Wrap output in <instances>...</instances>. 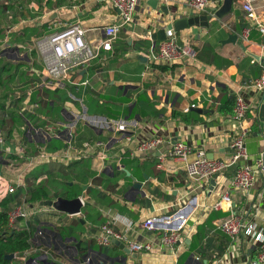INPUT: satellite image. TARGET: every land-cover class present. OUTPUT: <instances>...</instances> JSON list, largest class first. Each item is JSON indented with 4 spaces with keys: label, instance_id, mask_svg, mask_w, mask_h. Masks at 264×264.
<instances>
[{
    "label": "crops",
    "instance_id": "0c3cea01",
    "mask_svg": "<svg viewBox=\"0 0 264 264\" xmlns=\"http://www.w3.org/2000/svg\"><path fill=\"white\" fill-rule=\"evenodd\" d=\"M148 1L139 0L134 21L121 29L112 42V50L101 49L98 58L74 73L72 82L62 83L56 91L44 88L33 90L32 99L40 102L42 108L45 101H49L48 111L53 110L54 105L69 113L81 111L80 101L88 113L96 112L98 105L120 108L135 106L131 119L138 121L139 126L134 133L135 141L130 144L125 140L127 134L102 131L89 124L78 123L77 136L73 140L78 148L87 142L103 141L110 150L111 156L99 176L94 171L97 163V150L94 147L91 154H88L89 150H84L88 158L70 165L44 163L34 168L33 175L37 172L49 178L50 189L55 191L50 201H56L55 195L71 200L69 196L76 194V197L84 198L85 207L80 216L69 218V213L60 212L54 207L43 206L39 209L35 204H28L29 210L41 212L19 223V230L29 228L32 235V248L20 256L19 264H251L257 259V245L252 238L232 239L219 230V224L230 213L229 204L219 211L214 209V205L228 192L232 198V211L254 221L258 230L264 231V175L257 177L250 191L232 185L235 167L212 178L215 179L214 185L211 184L212 179L197 185L188 178L182 162L167 158L159 168V152L132 159L126 147L132 150L138 142L161 135L172 142L204 150L210 159L229 161L232 153L230 146L238 125L232 115L222 114L220 107L236 92H240L250 107L245 122L250 128L246 148L249 163L254 164L264 151V125L259 120L264 91L246 85L264 74V34L252 28L249 36L245 37L244 31L250 25L243 9L246 0H237L232 12L221 20L214 17V13L194 11L189 5L190 0H160L156 9H152ZM210 1L209 10L217 6L215 0ZM13 2L20 6V9L17 6L12 8L13 21L4 16L1 22L6 27H16L10 48L0 55V59L14 65L12 68L0 66V100L3 107L16 89L21 88L25 93L32 86L29 74L33 68L43 69L39 68L43 66L40 55L29 49L31 47H24L25 51L20 52L18 58L25 59L29 81L5 86L4 81H14L18 77L21 61L5 58L3 52L20 51L25 46L20 39L26 37V29L38 28L42 32L40 38L31 36L35 42L54 31L63 30L66 25L78 24L87 31L86 39L94 48L106 40L105 27L120 20L119 10L103 0ZM161 5L167 6L169 15L160 10ZM253 6L259 23L264 25V0H254ZM189 16H207L210 24L208 28L192 26L176 32L179 44L193 47L197 51V58L177 63L149 61L147 55L151 46L163 42L153 40L156 32L166 31L172 18ZM0 30H3L2 27ZM234 34L238 35V41H248L246 51L238 44L222 43ZM250 53L258 55L260 60L257 61ZM138 55L143 59H139ZM84 81H88L89 85L82 86ZM46 92L58 94V98L52 99ZM78 94H82V97L78 98ZM63 96L70 97L80 108L69 100L62 101ZM4 110H1L0 118ZM101 116L123 119L112 113ZM57 121L63 122L59 117ZM71 121L75 120L67 119L64 122ZM31 122L30 127L35 128L32 124L36 125V120ZM35 138L36 144L32 137L30 142L25 140L29 150L34 153L38 151L37 147L44 146L41 137ZM68 140L67 130H64L61 138L50 140L47 151H61L67 147ZM9 144L10 141L7 142ZM6 150L7 146L0 149L4 159L0 162V169L16 158L14 149L11 152ZM116 158H122L120 163L125 167L124 171L117 170ZM32 174L26 178L25 188L29 187L28 182L31 186L35 185ZM66 175L72 179H67ZM62 185L68 191L65 195L56 191ZM76 186L81 189L80 194L72 192ZM194 198L196 200L187 213V223L181 233L182 241L174 252L161 246L158 232L141 227L144 220L173 214ZM89 204L91 211L87 209ZM112 217L115 218V230L122 233L128 230L131 240L150 242L155 248L150 252L126 253L113 243L100 252L85 245L86 242L92 245L97 243L100 228ZM74 219H78L81 228L72 226ZM40 227L47 229L41 230Z\"/></svg>",
    "mask_w": 264,
    "mask_h": 264
},
{
    "label": "built area",
    "instance_id": "2783aa9c",
    "mask_svg": "<svg viewBox=\"0 0 264 264\" xmlns=\"http://www.w3.org/2000/svg\"><path fill=\"white\" fill-rule=\"evenodd\" d=\"M103 1L119 10L120 20L118 23L105 27L106 40L97 47L93 48L88 43L86 39L87 31L81 25L69 24L61 31H54L47 37L36 40L34 47L29 48L40 55L43 61V69L37 70L32 67L33 69L29 74L32 86L26 89L25 93L21 91V88L16 89L14 94H10L8 101L4 105L3 117L7 118L8 113L14 112L20 119H23L24 124L20 127V133L14 130L8 136L3 133L0 127V149L4 146H7L6 151L8 152L14 149L16 156L14 160L4 164L0 169V205L9 196L16 194L20 189L27 186L26 178L32 174L37 165L44 163L70 165L74 161L88 158V154H91L90 151L93 150V147L97 150L95 157L97 163L94 165V171L99 176L98 174L104 169L106 160L111 156L110 150L103 141L87 142L83 147L78 148L73 143L77 136L78 123H86L102 131L127 134L125 140L130 144L135 141L134 133L139 126L138 121L110 119L101 115H92L88 113L86 107L80 101L82 110L70 112L75 121H71L72 123L61 122L50 115L41 114L40 110L43 108L40 102L32 99L34 88L56 91L62 83L72 82L74 73L87 67L93 60L98 58L101 49L111 51L112 42L118 37L121 29L134 21V14L139 0ZM253 2L254 0H246L243 4L246 18L250 22V25L244 31L246 38L252 28H256L260 33L264 34V25L258 21ZM210 3V0H190L189 5L194 11L204 13L209 9ZM0 6L2 7L0 13L3 12V15L0 14V27L3 29L0 30V33L3 34V37H0L1 55L2 51L10 48L11 37L16 32L14 31L16 27L12 25L6 27L1 25V22L4 16L13 21L12 8L17 6L20 9V6L15 4L13 0H0ZM197 56V51L193 47L179 44L176 32L171 29L168 30L165 41L158 46H151L147 58L152 62L177 63L188 59L195 60ZM30 63L33 65L32 60ZM34 79L36 80L35 82ZM81 85L88 86L89 82L84 81ZM246 87L264 91V74L259 79L247 84ZM235 100L232 118L238 125V130L230 146L232 153L229 161L210 159L204 150L195 149L183 143L172 142L161 135H155L150 139L138 142L132 150L127 146L126 151L129 157L135 159L159 152V168H162V163L167 158L178 160L184 164L188 178L197 185L209 181L230 167H235L236 172L232 179V185L244 191H250L255 186L257 177L264 175V151L261 152L254 164L249 163L246 139L250 133V128L245 122L250 112V107L240 92L235 93ZM27 117L34 118L37 123L36 125L32 124L35 127L33 128L35 133L32 134L33 143L36 144L35 137L37 135L42 138L44 143L43 147H37L38 151L35 153L31 152L25 143L30 123H32L31 120L26 119ZM64 130H67L69 139L66 142L67 147L59 152L49 153L47 147L50 140L61 138ZM8 141H10L9 145H7ZM84 150H89V153L87 154ZM116 159H118L117 170L124 171L125 167L120 163L122 158ZM47 178L46 174L41 175L35 180V184L40 185ZM77 198L80 199L82 206L85 207L84 198L82 196ZM195 200V198L190 200L189 203L180 207L173 214L148 218L144 220L141 227L148 231L158 232L161 246L174 252L177 245L182 241L181 233L187 223V213ZM225 204H229L228 211L230 213L219 224V230L232 239L252 238L257 245V259L251 264H264V231L258 230V226L254 221L232 211V198L228 192L214 205V209L216 211L223 210ZM27 206L28 204L23 200L13 205L9 212V227L11 229L19 230L20 222L27 221L38 212H41L40 210H29ZM35 206L39 207V209L43 207L42 203H37ZM81 214L82 212L67 216L70 218ZM114 222L115 218L112 217L100 228V232L96 236L98 245L107 247L112 245L114 241H119L124 243L132 252H150L155 248L150 242L131 240L127 234L128 230L123 233L115 230L113 227ZM21 255L14 254L16 262L19 263Z\"/></svg>",
    "mask_w": 264,
    "mask_h": 264
},
{
    "label": "rangeland",
    "instance_id": "374dc122",
    "mask_svg": "<svg viewBox=\"0 0 264 264\" xmlns=\"http://www.w3.org/2000/svg\"><path fill=\"white\" fill-rule=\"evenodd\" d=\"M0 14L3 15V12H1ZM25 33H26V37L23 38V39H20L21 42L23 43V45H25V46H23V48L20 51L19 50H16V51L10 50V51H7V52H3V57H5V58L6 57L7 58H11L12 57V59L19 60V62L21 61V64L19 65V70L17 72L18 77L14 81H12V79H8V80L4 81L6 87L11 86V84H15L17 82L27 83L29 81L28 71H27L26 66L24 64L25 59L23 58L22 60H20L18 58V54L20 52H22V51H25L24 47H27V48L28 47H34V41H32L31 36L35 35L36 37L40 38L41 35H42L41 34L42 32H40V30L38 28H34V29H26ZM1 37H3V34L1 35ZM34 55L36 56V53H34ZM40 62L42 63L41 59H40ZM4 65L10 66V68H12L14 66L11 63L6 62L5 59H0V66H4ZM42 67H43L42 65L39 66L40 69H42ZM2 78H5V76H3ZM35 81L36 80L34 79V82ZM30 82H31V80H30ZM48 95L51 96L52 99L58 98V94H55V93H50ZM48 95L45 94V97H48ZM76 96L78 98H81L82 94H78ZM66 100H69V101H71L72 103H74L75 105L78 106V104L75 101H73L70 97L63 96L62 101H66ZM0 103H2L1 100H0ZM53 104H55V101H53ZM53 107H54L53 110L49 109V111H48V109H41L40 113L41 114H49V115L53 116V118H55V119H57L59 117L63 121H67V119H69V120L73 119V116H71V114L69 112H67L66 110H64L63 108H61L59 106H56V105H54ZM78 108H80V106H78ZM134 111H135V106L134 107L121 106V108H120V107H117V106H109V105L102 106V105H98L96 107V112L90 111V114L97 113V114H100V115H106V113H112L113 115L115 114L116 117H122L124 120H133L131 118L134 115ZM26 119L27 120H33L34 118H28L27 117ZM23 124H24L23 119H20V118L15 117V116L12 117L11 113H8V117L6 118V120H4L2 117L0 118V125H2L3 132L5 134L10 132L11 130H20V127ZM95 131L98 132L97 130H95ZM34 133H35L34 129L30 127L29 133L26 135V139L29 142L31 141L32 134H34ZM37 137H39V136L37 135ZM2 157H3V155L0 153V162L4 160V159H2ZM41 169H44L45 171L49 170L48 168H41ZM66 178L67 179H72L68 175H66ZM33 180H34V178H33ZM34 184H35V181H34ZM56 184H58V183H56ZM28 185L31 186L30 182H28ZM58 188H59V190H56V191L61 193L62 195H65V192H68L66 187L63 186V185L61 187L59 186ZM72 192L80 194L81 193V189L76 186V187H74L72 189ZM50 194H52V195L55 194V191L50 189ZM25 196H26L25 191H21V197L24 198ZM87 209L89 211H91L92 210V206L89 204ZM74 220H75V222L72 224V226L74 228H81L80 225H79L78 219H74ZM40 229L41 230H45L47 228L46 227L45 228L40 227ZM85 245H89L91 247V249L96 250V251L102 252V251L105 250V247H101L97 243L92 245L91 243L88 244L86 242Z\"/></svg>",
    "mask_w": 264,
    "mask_h": 264
},
{
    "label": "trees",
    "instance_id": "16d2710c",
    "mask_svg": "<svg viewBox=\"0 0 264 264\" xmlns=\"http://www.w3.org/2000/svg\"><path fill=\"white\" fill-rule=\"evenodd\" d=\"M0 11H2V7L0 6ZM0 33V37H1ZM50 94V92H46ZM35 99V98H34ZM44 109H48L50 104L49 101H45ZM235 96L229 98L223 105L220 107V112L222 114L232 115L235 108ZM4 109L3 105L0 103V111ZM12 117H18L14 112H11ZM49 115V114H48ZM6 120V117H2ZM19 118V117H18ZM5 122V121H4ZM0 127L3 130L2 125ZM11 135V131L9 132ZM44 174V173H43ZM33 175V174H32ZM42 175V174H41ZM41 175L35 173L33 175L34 180ZM49 179V178H48ZM48 179L44 181L47 184L40 185H32L28 188L20 189L16 194L9 196L6 200L3 201L0 205V264H19L13 258L12 260L8 259L7 256L11 254H24L26 251H29L32 248V242L30 241L31 234L28 229L26 230H14L9 227V212L13 208L14 204L20 203L21 201V191H25L26 196L23 198V201H26L27 204H37L43 203L46 201H50L53 196L50 194V185ZM33 180V183H34ZM76 194H72L69 196L71 199H75ZM21 197V198H20Z\"/></svg>",
    "mask_w": 264,
    "mask_h": 264
},
{
    "label": "water",
    "instance_id": "95a60500",
    "mask_svg": "<svg viewBox=\"0 0 264 264\" xmlns=\"http://www.w3.org/2000/svg\"><path fill=\"white\" fill-rule=\"evenodd\" d=\"M237 0H215L214 2L217 3V6L214 7L211 10H207V13H214V17L221 20L225 16L229 15L232 12L233 5L236 3ZM160 0H149L148 5L152 9H156L159 5ZM160 10L163 11L166 15H169V10L166 5H161ZM207 15V14H206ZM192 26H202V27H210L208 17L207 16H189V17H182L179 19L172 18V21L167 25V30H174L175 32H181L186 29H189ZM166 30V31H167ZM166 31L160 30L156 32V34L153 36V40L155 41H164L167 39L166 37ZM238 35H230L229 38L226 41H223L222 43L229 44H238L240 45L245 51L247 50L248 41H244L242 43L241 41H238ZM253 58H255L257 61L260 60L258 55L255 53H250ZM139 59H143L141 55H138ZM259 120L264 125V94H263V100L259 108ZM211 184H215V179L211 180ZM141 185H139L140 187ZM56 201H46L42 203L43 206H49L54 207L60 212L69 213L72 215L79 214L81 210L83 209L82 203L79 198L75 199H64L62 197H59L58 195H55ZM114 243L118 246H120L126 253H131V250L126 247L124 243H121L119 241H114ZM8 259L12 260L14 258V254L8 255Z\"/></svg>",
    "mask_w": 264,
    "mask_h": 264
}]
</instances>
